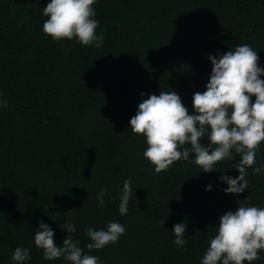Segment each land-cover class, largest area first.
<instances>
[{
  "label": "trees",
  "instance_id": "obj_1",
  "mask_svg": "<svg viewBox=\"0 0 264 264\" xmlns=\"http://www.w3.org/2000/svg\"><path fill=\"white\" fill-rule=\"evenodd\" d=\"M49 2L0 0V100L8 105L0 107V264H15L16 247L30 250L24 264H70L43 258L34 244L40 222L57 246L68 235L59 225L73 223V239L100 264H200L221 215L242 204L264 207V171L253 174L264 168V142L247 189L226 194L220 177L239 175L234 150L209 173L194 154L156 173L129 121L160 91H175L194 114L192 96L211 75L208 56L248 44L264 68V0H96L100 48L45 35ZM125 179L134 195L121 215ZM110 221L125 228L119 241L87 249L85 228ZM180 222L183 247L173 243ZM252 264H264V252Z\"/></svg>",
  "mask_w": 264,
  "mask_h": 264
},
{
  "label": "clouds",
  "instance_id": "obj_2",
  "mask_svg": "<svg viewBox=\"0 0 264 264\" xmlns=\"http://www.w3.org/2000/svg\"><path fill=\"white\" fill-rule=\"evenodd\" d=\"M95 3L96 0H50L43 7L46 17L43 33L54 41L76 39L83 46L100 48L104 36L96 34ZM207 58L212 64L211 75L206 90L192 96L194 114H189L175 91H160L138 104L129 128L133 134L143 136L147 145L143 156L156 173L166 171L174 162L188 160L190 154H194V163L209 173L216 163L233 159L234 150L240 156L235 166L239 175L235 178L222 175L220 180L228 185L223 189L226 194H240L248 187L247 169L256 163V153L264 142V79H261L264 68L259 65L257 52L248 44L238 45L219 58ZM7 106L6 101L0 100V107ZM204 137L207 144L201 143ZM262 171L264 168H253L254 175ZM211 187L209 184L205 190L210 191ZM107 192V188L100 190L97 196L100 205H104ZM133 195L131 181L125 179L119 204L121 215L127 214ZM164 223L162 220L161 224ZM59 226L68 233L61 246L55 243L54 230L43 222L34 234V244L42 250L45 260L63 257L70 264H100L98 256L86 254L79 241L73 239L71 234L76 231L73 223ZM85 232L91 241L87 249L99 250L117 243L125 228L110 221L105 229L86 227ZM172 232L173 243L183 247L185 222L174 224ZM261 252H264V207L242 204L219 217L216 234L210 237L200 264H252ZM30 258L28 248L16 247L12 254L15 264H24Z\"/></svg>",
  "mask_w": 264,
  "mask_h": 264
}]
</instances>
